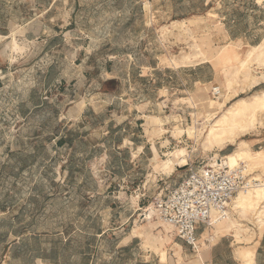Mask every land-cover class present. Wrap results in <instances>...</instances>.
I'll return each mask as SVG.
<instances>
[{"label":"rangeland","instance_id":"374dc122","mask_svg":"<svg viewBox=\"0 0 264 264\" xmlns=\"http://www.w3.org/2000/svg\"><path fill=\"white\" fill-rule=\"evenodd\" d=\"M232 153L254 185L193 248L154 197ZM195 254L264 264V0H0V264Z\"/></svg>","mask_w":264,"mask_h":264},{"label":"built area","instance_id":"2783aa9c","mask_svg":"<svg viewBox=\"0 0 264 264\" xmlns=\"http://www.w3.org/2000/svg\"><path fill=\"white\" fill-rule=\"evenodd\" d=\"M219 93L214 88V94ZM253 185L247 165L231 164L226 157L212 158L192 169L176 186L156 195L155 208L181 240L196 248L201 226L205 229L214 224L215 216H225L234 198Z\"/></svg>","mask_w":264,"mask_h":264},{"label":"crops","instance_id":"0c3cea01","mask_svg":"<svg viewBox=\"0 0 264 264\" xmlns=\"http://www.w3.org/2000/svg\"><path fill=\"white\" fill-rule=\"evenodd\" d=\"M184 177L185 176H183L182 174H179L178 169L175 167L167 176V179H170L168 181L170 183L169 186L179 184ZM203 230V226H201L198 232V236ZM242 255L243 254H206V257L204 256L205 259H203V254H195L196 257L190 260L188 263L199 261L198 264H242ZM256 263L257 262H255L254 264Z\"/></svg>","mask_w":264,"mask_h":264},{"label":"bare ground","instance_id":"6f19581e","mask_svg":"<svg viewBox=\"0 0 264 264\" xmlns=\"http://www.w3.org/2000/svg\"><path fill=\"white\" fill-rule=\"evenodd\" d=\"M238 155H239L238 153H232V154H228L226 158L229 159V161H230L231 164H235V163L237 162V160H238ZM240 157H241V156H240ZM168 168L171 169L172 167H169V166H168ZM257 186H258V185H257ZM224 214H225V213H224ZM215 217H217V216H215ZM215 217H214V218H215ZM222 217H224V216L222 215ZM227 217H228V216H227ZM214 218H213V219H214Z\"/></svg>","mask_w":264,"mask_h":264}]
</instances>
